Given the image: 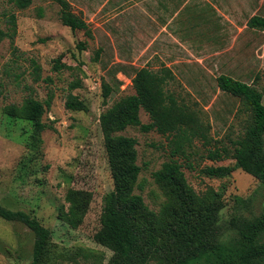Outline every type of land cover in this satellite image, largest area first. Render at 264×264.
I'll return each instance as SVG.
<instances>
[{
  "label": "rangeland",
  "instance_id": "obj_1",
  "mask_svg": "<svg viewBox=\"0 0 264 264\" xmlns=\"http://www.w3.org/2000/svg\"><path fill=\"white\" fill-rule=\"evenodd\" d=\"M68 2L72 11L83 18L78 5L73 0ZM209 4L219 9L215 14L219 20L213 23L224 25L220 30L224 38L209 43L200 56L203 60L196 61L184 50L153 58L142 53L137 43L129 46L130 40L121 33L110 32L108 24L103 30L111 38L91 22H85L88 34L84 29L72 31L60 22L59 5L53 0H33L24 9L10 0H0V28L7 30L9 15L16 17L13 41L9 37L0 41V205L24 210L48 228L45 263L108 264L112 257L113 252L93 238L100 228L103 196L113 188L99 115L120 97L133 93L131 77L141 64L156 71L176 61L166 88L178 100L193 105L209 123V144L194 139L192 147L185 149L187 156H174L182 164L188 183L197 192L207 187L223 191L221 221L233 212L234 195L249 200L248 207L241 209L245 215H264V183L254 173L235 168L230 176L218 178L200 170L208 165H233L231 157L209 159L207 148L231 149L250 122V110L240 98L220 90L216 77L227 74L251 84L263 94L264 104V31L246 25L252 15L264 16V0H210ZM79 42L84 43L83 49L77 46ZM98 47H102L100 52ZM217 48L224 51L219 59L213 54ZM59 55L64 66L54 70V59ZM186 58L193 60L188 62ZM34 62L39 65L38 77L33 72ZM103 80L118 85L106 102L101 93ZM73 82L78 86L70 89ZM49 93L52 97L47 106ZM69 93L77 95L87 109L66 108ZM28 95L43 103L41 119L48 125L40 132L36 148L31 145L32 122L5 111L7 105L21 104ZM139 117L142 123L150 121L142 108ZM120 133L136 139L135 162L141 167V187L135 192L150 209L158 211L165 195L152 173L169 159L173 144L155 129L142 131L138 126H127ZM186 161L194 167H187ZM69 188L92 194L89 208L76 227L59 216L67 208L65 194ZM33 240L24 224L0 217V264H30Z\"/></svg>",
  "mask_w": 264,
  "mask_h": 264
},
{
  "label": "trees",
  "instance_id": "obj_2",
  "mask_svg": "<svg viewBox=\"0 0 264 264\" xmlns=\"http://www.w3.org/2000/svg\"><path fill=\"white\" fill-rule=\"evenodd\" d=\"M33 0H10L16 7L24 9ZM59 5L60 22L72 31L85 30L88 24L80 14L72 11L68 0H53ZM9 28H0V41L9 37L13 41L16 31V17H8ZM246 25L264 31V16L252 15ZM77 46L84 48V43ZM64 66L59 55L54 59L53 69ZM33 72L39 75V65L33 63ZM173 76L169 68L151 70L137 68L131 77L134 91L117 99L99 115V126L103 136L112 190L103 196L100 228L93 238L108 247L112 257L108 264H264V215H245L249 200L234 195V210L229 219L221 221L224 207L223 191L207 187L197 192L186 180L182 164L175 155L187 156L186 147H192L194 139L209 144V123L198 110L178 98L166 88L167 80ZM217 86L223 92L240 98L250 110V122L244 135L233 141V147L207 148L211 160L234 159L233 165H208L201 172L210 177H228L235 168L254 173L264 183V104L262 93L251 84L227 74L216 77ZM70 83L69 87H77ZM114 86L102 81L103 102H106ZM52 94H48L47 106ZM71 110H86V105L72 93L65 100ZM150 117L142 123L140 109ZM5 111L15 117L32 122L31 145L37 147L40 132L48 125L42 121L43 103L31 95L21 104H9ZM127 126H138L142 131L155 129L169 137L173 144L169 159L162 162L152 173L156 184L162 189L165 200L158 211L148 207L136 187H141V167L135 162L136 139L120 131ZM187 167L193 168L190 162ZM92 194L89 191L69 188L65 194L66 210L59 216L69 225L76 227L83 220ZM241 206V207H240ZM0 217L24 224L33 234L34 240L30 264H47L50 231L39 220L24 210H13L0 205Z\"/></svg>",
  "mask_w": 264,
  "mask_h": 264
},
{
  "label": "crops",
  "instance_id": "obj_3",
  "mask_svg": "<svg viewBox=\"0 0 264 264\" xmlns=\"http://www.w3.org/2000/svg\"><path fill=\"white\" fill-rule=\"evenodd\" d=\"M73 1L82 12L85 22L94 23V28L101 27L102 30L103 26L108 24L107 29L110 32L117 35L121 33L123 38L130 40L129 44L127 43L129 46L134 47V43H137L142 53L152 55L153 58L184 50L194 60L201 61L203 59L200 56L209 43L220 37L224 38V31L220 32L224 25L216 23L219 19L215 18L216 10L219 9L214 4V7L211 6L210 0ZM216 19L214 24L213 20ZM111 22L122 24L115 27ZM103 31L111 38L109 32ZM213 32L217 34L213 35ZM98 50L100 52L102 47H98L97 52ZM220 50L222 48L213 51L217 59L220 55L223 56L224 51ZM185 60L191 62L193 59ZM175 63L174 60L169 61L164 67L171 70ZM141 67L148 68L145 64H141L139 68Z\"/></svg>",
  "mask_w": 264,
  "mask_h": 264
}]
</instances>
